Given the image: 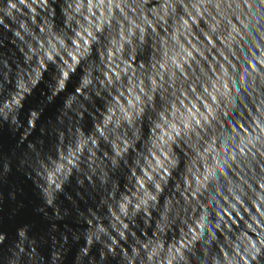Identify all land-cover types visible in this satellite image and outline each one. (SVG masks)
I'll list each match as a JSON object with an SVG mask.
<instances>
[{
	"label": "clouds",
	"instance_id": "9594fccd",
	"mask_svg": "<svg viewBox=\"0 0 264 264\" xmlns=\"http://www.w3.org/2000/svg\"><path fill=\"white\" fill-rule=\"evenodd\" d=\"M0 264H264V0H0Z\"/></svg>",
	"mask_w": 264,
	"mask_h": 264
}]
</instances>
